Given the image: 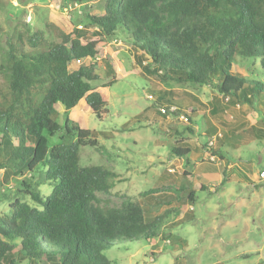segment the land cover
<instances>
[{
  "label": "trees",
  "instance_id": "obj_1",
  "mask_svg": "<svg viewBox=\"0 0 264 264\" xmlns=\"http://www.w3.org/2000/svg\"><path fill=\"white\" fill-rule=\"evenodd\" d=\"M104 12L85 13L82 28L71 34L56 29L59 41L38 30L26 38L29 49L19 35L7 41L0 65V170L15 178L17 191L7 196L8 208L0 214V264H112L103 254L106 246L122 238H155L175 212L168 209L150 217L143 203L133 199L120 207L102 205L98 194L110 193L118 174L103 166L80 165L81 148L103 149L95 131L70 118L82 100L99 119L108 106L107 96L94 86L100 80L95 64H85L101 53V40L95 37L127 35L142 52L140 63L148 61L146 74L163 82L213 88V114L229 106L254 107L256 102L264 111V84L232 71L237 57L253 65L260 60L264 69V0H104ZM88 28L94 29L91 39H86ZM48 29L54 32L52 25ZM76 62L78 68L71 71L70 64ZM106 65L109 73L114 71L112 64ZM115 82L112 75L102 87ZM172 96L160 92L157 101L172 103L162 107L166 113L173 107L182 112L183 103ZM60 114L62 123L56 121ZM183 114L191 123L194 110ZM252 131L264 134L263 129ZM216 133L212 128L209 138ZM54 137L60 143L51 146ZM217 139L223 146V138ZM170 153L186 158L191 149L183 144L171 147ZM51 185L50 194L41 190ZM201 190L208 188L203 185ZM181 191L184 200L196 203V191ZM153 194L151 190L143 196ZM173 199L180 200L174 194Z\"/></svg>",
  "mask_w": 264,
  "mask_h": 264
},
{
  "label": "rangeland",
  "instance_id": "obj_2",
  "mask_svg": "<svg viewBox=\"0 0 264 264\" xmlns=\"http://www.w3.org/2000/svg\"><path fill=\"white\" fill-rule=\"evenodd\" d=\"M85 13L103 15L104 0H0V65L9 38L21 36L27 49V36L37 30L44 31L49 40L59 41L55 30L71 34L75 27L82 28ZM48 25L53 26V33ZM87 30L86 39H91L94 29ZM93 40H101V53L85 64H95L100 80L94 86L107 96L108 106L99 119L82 100L71 119L81 128L95 131L103 148H81L80 165L103 166L118 174L110 193L98 194L102 205L120 207L127 199L138 200L150 217L175 210L165 219L157 237L135 241L122 238L106 246L103 254L112 264H264V181L258 179L264 170V134L252 131L264 130V111L258 109V102L254 107H228L219 97L220 104L228 108L213 114V88L163 82L146 74L143 66L148 61L140 63L142 52L134 48L129 36L120 33L113 40ZM107 63L112 64L113 72L109 73ZM78 66L72 63L69 67L73 71ZM232 71L264 84L260 60L253 65L252 60L237 57ZM112 75L116 82L102 87L112 81ZM160 92L171 93L181 101L183 111L163 113L160 109L172 103L157 101ZM191 109V123H183L180 117ZM56 121L63 122L61 114ZM212 128L217 133L209 138ZM216 136L223 138V146ZM49 140L51 146L60 143L58 137ZM211 141L214 143L210 147ZM183 144L191 149L188 157L170 153L171 147ZM204 168L211 176L205 183L208 190L197 193L195 211L186 209L192 204L184 200L181 190L192 191L193 183L201 189ZM224 172L223 185L220 179ZM166 174L170 177L163 179ZM41 190L48 195L52 185ZM151 190L154 194L144 198L143 194ZM16 191L15 178L0 170V214L8 208L7 196H14ZM173 194L180 200H170Z\"/></svg>",
  "mask_w": 264,
  "mask_h": 264
},
{
  "label": "crops",
  "instance_id": "obj_3",
  "mask_svg": "<svg viewBox=\"0 0 264 264\" xmlns=\"http://www.w3.org/2000/svg\"><path fill=\"white\" fill-rule=\"evenodd\" d=\"M77 63V62H76ZM78 64V63H77ZM82 102V101H81ZM80 102V103H81ZM79 103V104H80ZM79 106V105H78ZM77 106V107H78ZM77 107L75 108V109H73L72 111H71V113H70V118L71 119H74L73 117H75L77 114V112H76V110H77ZM91 110V109H90ZM188 161H190V160H187V164H191V162L190 163H188ZM205 169H207V168H204L203 169V171L205 170ZM203 174H202V177H201V179H203L202 181H203V184L201 185V187L203 186V185H205V183H208V180L210 179V175L207 173V172H202ZM187 175V174H186ZM170 177V175H168V174H166V175H164V178L163 179H167V178H169ZM189 181H191L190 183H193L192 182V180L190 179ZM210 181V180H209ZM220 181H222V179H220ZM192 189H193V191L195 190L196 191V196H195V200L197 201L198 200V198H197V193L199 192V191H201V189H199V190H197L196 189V184H192ZM184 209V208H183ZM186 209H190V210H192V211H195V207H194V205H191V206H189V208H186ZM187 211V210H186ZM185 211V212H186ZM189 215H191L192 217H194V215L193 214H189Z\"/></svg>",
  "mask_w": 264,
  "mask_h": 264
},
{
  "label": "built area",
  "instance_id": "obj_4",
  "mask_svg": "<svg viewBox=\"0 0 264 264\" xmlns=\"http://www.w3.org/2000/svg\"><path fill=\"white\" fill-rule=\"evenodd\" d=\"M78 64H79V62H77ZM149 99H153L152 98V96H149ZM163 113H166V110H165V108H161L160 109ZM176 109L175 108H172V111H175ZM181 120L183 121V123H189L190 121H189V117L187 116V115H185V114H183L181 117ZM213 143L214 142H209V146L211 147L212 145H213ZM211 160L212 161H215V158L214 157H211ZM170 172H172V170H170ZM258 179H259V181H264V170L263 171H261V172H259V175H258Z\"/></svg>",
  "mask_w": 264,
  "mask_h": 264
}]
</instances>
